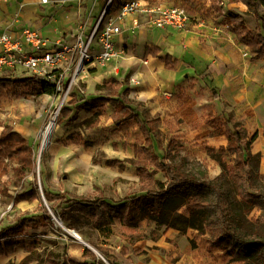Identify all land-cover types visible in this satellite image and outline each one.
<instances>
[{
    "label": "crops",
    "instance_id": "crops-1",
    "mask_svg": "<svg viewBox=\"0 0 264 264\" xmlns=\"http://www.w3.org/2000/svg\"><path fill=\"white\" fill-rule=\"evenodd\" d=\"M86 1L91 2L92 13L84 18L83 12L77 9V0H47L45 4L41 3L40 0H0V34L7 32L15 37L21 28L29 26L35 29L41 38L49 42L48 47L53 46L55 42L69 44L79 34L77 32L78 28L82 24L81 21L85 19L84 28L81 30L85 39L103 7L107 5L108 0ZM123 1L126 0H114L111 7L116 9ZM134 1L139 3L144 12L128 15L122 22L121 35L117 38L116 43L122 51L120 57L107 68H91L95 69L90 74L94 76L87 78V80L99 79L106 84L112 79L120 80V77H127L128 83L122 90L124 88L128 90L127 98L130 101L147 108L150 115L158 113L164 115L165 112L170 115H182L186 125L185 128L189 132L194 129L195 119L204 110L203 106H199L204 98L201 97V92L199 93L198 89L203 87V93L206 97H209L208 91L213 90L211 102L217 108V113H221L222 109L226 112H234L232 114L234 119L242 123L247 133L257 135L251 153L260 155L259 164L264 169V143L262 144L261 141H264V137L260 139L261 135L264 136V126L262 127L263 132L257 127L253 131L251 130L252 128L249 126L251 112L250 108H247L253 102H256V107L263 110V114L261 113L258 117L261 116L260 119H264V59L257 58L245 45L236 41V35L228 31L222 18L216 15L212 4L214 0ZM158 6L161 8L170 6L185 8L192 17L189 27L183 31L155 29L151 24L153 15L146 13V11ZM49 7H54V9L45 19ZM229 9H237L240 12L246 11V7L242 4H223V12ZM109 12L113 13L111 8ZM243 17L245 18V16ZM133 20L137 21V25L132 24ZM92 48L94 52L99 50L96 41L93 43ZM167 56L170 62L175 64L171 70L165 67ZM24 73L27 75L13 78L31 77L27 72L24 71ZM8 74L4 73L0 77L12 78ZM130 79H134L136 83L130 84ZM18 88L20 87H16V89ZM43 96L51 98L52 95L42 94L41 97ZM97 97L101 96L89 97L87 100ZM72 98L77 102H83V97L79 96L76 90L73 91ZM39 99L41 98L38 97L37 100ZM43 100L41 99V101ZM24 103L21 98L12 97L11 95L0 96V106H2L1 109L5 113L4 117L7 118V122H10L12 130L26 139L31 146L38 136L40 129L38 122L40 120L36 123L30 122L31 116L27 115L28 110ZM221 103L223 104L221 105ZM66 109L70 110L69 108ZM103 109L106 113L109 111L106 114V124L110 125V129L120 130L123 125H125L122 127L123 130L125 128L137 129L134 122L122 124L119 127L115 126L110 117L114 108L108 105L87 114L92 116L95 112ZM91 116H88V118ZM261 123L264 125V122ZM96 128L98 130L93 131V136H107L100 129V125H97ZM192 132H195V130ZM64 135H68L65 134L64 130H56L54 142L47 154L48 167L53 170V173H56L63 165L62 169L69 171L70 189L78 188L85 182V168L88 166L94 167L101 162L105 165L106 159L93 163L92 153L82 152L83 149L74 152L77 143L72 141L62 143V139L65 140ZM257 142L261 144L260 147L256 146ZM45 171L46 167L44 166L43 173ZM40 208V206L37 208L38 211ZM113 222H116L120 227L118 220ZM47 224L49 223L41 222V225L37 228L26 231L29 237H33L31 239L33 241L30 243H35L34 239L38 237L36 233L41 231L45 233L46 230L44 229ZM93 230L98 233L99 238L103 241L112 238L119 239L112 228L113 234L108 239L102 237L98 230ZM76 236L78 239L72 237L83 240L81 235L77 234ZM187 239V235L179 236L176 230L164 231V235L157 241L140 242L144 254L142 258L132 257V264H172L169 262V257H178L179 260L176 264H180L185 260L182 248H184L185 242L187 243ZM167 240L173 243H168ZM23 242L26 243V241ZM23 242L19 240V245L14 253L0 256V264L14 263L15 256L20 255V251L28 253V255L31 254L30 252L35 251L34 248H30L32 250L28 251V242L26 245ZM74 243L72 239L70 244ZM88 244L92 245L91 243ZM63 246L65 247L64 244ZM100 247L105 248V246ZM70 248L71 251L70 253L67 252V255L74 256L79 260H82L83 250L85 248L89 249L86 245L85 248L81 249V252L78 247L70 246ZM73 249H76L75 254H72ZM159 250H162L161 254ZM27 256L23 254L18 257L16 264H20V261ZM128 257H131V253ZM186 257V261H188L191 256ZM143 258L147 259L146 263L141 261ZM35 262L36 259L32 257L29 264Z\"/></svg>",
    "mask_w": 264,
    "mask_h": 264
},
{
    "label": "trees",
    "instance_id": "trees-1",
    "mask_svg": "<svg viewBox=\"0 0 264 264\" xmlns=\"http://www.w3.org/2000/svg\"><path fill=\"white\" fill-rule=\"evenodd\" d=\"M212 4L227 30L236 35V41L245 45L257 58L264 59V0H214ZM223 4H242L247 9L245 12L237 9L223 12ZM260 7L263 13L259 11ZM243 16H251L255 21L254 33L248 31ZM174 65L167 56L165 67L171 70ZM15 83L19 86L34 85L33 92L37 95L54 93L52 84L38 81L34 77L0 78L1 86L8 87ZM127 83V77L122 80L112 79L105 84L112 95L92 98L81 104L79 109L92 113L108 105L114 108L110 117L115 126L129 122H134L137 126L141 139L133 144V166L141 185L139 193L119 201L105 197L66 198L64 193H58L57 200L50 209L62 210L55 215L63 224L71 215L87 218L91 228L98 230L105 239L113 234L110 226L114 220L120 222L118 236L124 241L135 234L141 221H146L153 224L156 231L161 228L164 231L173 229L183 236L186 231L191 230L196 233V237L207 236L208 246L219 249L231 261L240 264H264V174L259 175L257 172L260 155L251 153L257 135L248 134L242 124L232 114H228L217 132L218 136L225 137L226 146H220L218 152L214 148H206L207 154L221 167V174L213 179L203 175L197 177L187 173L185 165L188 162L184 158L175 162L178 156H171V152L179 145L173 139L164 154L153 150L158 133V119L151 116L147 108L130 101L126 88L119 93ZM60 113L62 119H67L70 114L66 108L61 109ZM94 115L100 113L95 112ZM0 127V180L7 172V162L17 165V174L22 178L23 171L34 168V150L26 139L10 127L1 124ZM224 158L231 159V168L226 166ZM98 161L95 157L92 159L93 163ZM104 163L108 167H124L123 162L117 159H106ZM251 163L254 164V170ZM158 171L164 172L165 183L156 180L155 174ZM224 174L226 182L233 190L231 199L221 189L220 180ZM3 191L5 192L4 189L0 190V193ZM43 194L46 201H52L46 190H43ZM35 200H38L37 184L31 182L28 190L15 194L13 204L31 203ZM254 210L258 214L250 218ZM39 211V214H25L0 226V256L14 253L19 245V238L29 242L33 237L26 234L27 230L37 228L41 222L49 223L42 207ZM160 236L156 232L154 236L152 234V239L157 240ZM26 243L23 242L24 245ZM97 250L108 264H116L107 248L98 247ZM127 253L126 248L122 247L119 254L122 256ZM133 253L138 254L139 251ZM31 261L30 254L20 264H29ZM52 263L106 264L86 248L83 250L82 260L64 252L59 262Z\"/></svg>",
    "mask_w": 264,
    "mask_h": 264
},
{
    "label": "rangeland",
    "instance_id": "rangeland-1",
    "mask_svg": "<svg viewBox=\"0 0 264 264\" xmlns=\"http://www.w3.org/2000/svg\"><path fill=\"white\" fill-rule=\"evenodd\" d=\"M108 4L107 15H112L114 11L117 10L112 8V3ZM108 2V1H107ZM106 7V6H105ZM103 7V10L104 8ZM111 8V12L109 9ZM54 7H49L45 16V19L51 14V11ZM77 9H80V12H83L84 18L92 13V5L91 2L86 0H77ZM247 9V8H246ZM102 10V11H103ZM100 12V14L102 13ZM259 11L263 13V9L260 7ZM99 14V15H100ZM98 15V17H99ZM92 18V17H88ZM98 19V18H97ZM96 19V20H97ZM246 27L248 31L252 33L255 32L256 24L251 16H245L244 18ZM84 20L81 21V26H79L77 32H81L84 28ZM189 25L185 28L187 29ZM46 32V31H45ZM94 51V49H92ZM95 69H91L88 73L81 74L79 76V81L75 85V89L78 92V89L84 93L83 102L88 101L89 97L93 96H110L112 95L111 90L107 87L101 80L99 79H89L87 78L93 77L94 75H90ZM27 75L22 71L21 68L16 69L9 77L14 79L15 77ZM6 77V76H5ZM0 77V78H5ZM14 77V78H13ZM123 77H120L121 80ZM33 83V82H31ZM16 87H20L16 89ZM34 85H24L19 86V84L15 83L12 86L4 87L0 85V96L11 95L12 97L21 98L25 103V107L28 110L27 115L30 117V122H38L39 132L35 141L32 143V147L34 148V168L32 170H25L22 173V178H19L17 174V165L15 163H9L7 167V172L4 176H2L0 180V190H5L0 193V226L4 223H9L14 221L17 217L25 215V214H38V207H42L45 215L49 218V224L45 227L43 231L40 233H36L38 237H36L35 243H30L33 240L28 242V251H31L34 248L35 251L31 253V257L36 259L34 264H53L52 262H59L63 256V253H70V246H75L80 249L85 248V245L92 248L99 255L94 254L99 259H103L106 264L108 262L103 258L100 252L97 250L100 246H105L110 252L111 255L115 258L116 264H132V257L142 258L144 254L143 250L140 246V242L144 241H157L152 239L153 236L157 232L161 234L160 238L164 235V228H161L159 231H156V227L147 223L146 221H141L139 228L136 230L135 234H133L127 241L119 239H109L108 241H103L99 238L98 233L93 230L90 226L89 221L83 217L78 215H71L68 221L63 224L58 217L55 215L62 212L60 208L50 209L56 200L58 193H64L66 198H81V199H95L100 196H104L110 198L114 201H119L127 196H131L133 194L139 193L141 189V185L139 183V179L136 176V169L133 166V144L141 139L140 132L138 128H125L124 130L121 126L120 130L110 129V125L106 124L107 116L106 114L109 112H104V109L100 112V115H88L87 113L78 109V106L83 102H77L72 98V94L70 93L69 98L65 102V104L61 107L69 108V116L67 119H62V115L60 110L58 114H56L57 105L53 104L54 97L48 98L46 96L41 97V95H37L33 92ZM16 89V90H15ZM73 91V90H72ZM123 90L121 89L119 93ZM199 93L201 92V97H203V101L200 103V107L203 106L204 110L199 117L195 119L194 129L195 132H190L185 128V121L182 115L174 114L170 115L167 112L164 115L160 113L156 115H151L158 119V133L157 138L154 142L153 150L159 154H164L166 147L170 143V140H174L178 143V148L171 152V156L177 155L175 158V162L184 158L188 164L185 165V170L187 173L195 174L197 177L206 176L209 179H213L218 177L221 174V167L218 165L216 161H214L206 151L207 147L214 148L215 152H218L220 146H226V140L224 136H218V129L222 127V121L228 114H234V112H226L222 108L221 113H217V108L212 104L211 99L213 96V90H209V97L204 95V88L200 87L198 89ZM254 94V93H252ZM40 97L44 99L37 100ZM28 101V102H27ZM223 103H221L222 105ZM0 106V124L11 127V123L7 122V118H5V113L1 109ZM109 108V107H107ZM250 118L251 122V130L254 128H258L263 132L262 127L264 126L261 122H264L258 117V115L263 114V110L260 107H256V102H253L250 106ZM88 116H91L88 118ZM234 117V116H233ZM55 120V129L52 132L51 142L50 144L42 151L40 157L38 156L40 151V144L42 141L43 134L48 124ZM239 122V121H237ZM99 123V124H98ZM241 123V122H239ZM242 124V123H241ZM97 125H100V129L106 135H101L100 137L93 136V131L98 130L96 128ZM137 127V126H136ZM58 128V129H57ZM62 129L65 131L64 135L65 140L62 138V143H69L72 141L73 143H77V146L74 148V152H90L93 154L97 160L102 161L104 159H117L123 162V169H118L114 166H106L102 162L94 167L88 166L85 168V182L81 184V187L70 189L69 187V171H64L62 167L58 169L56 173H53V170L48 167V157L47 154L49 152V148L51 144L54 142V135L56 130ZM1 130V127H0ZM105 130V131H104ZM101 133V132H100ZM101 133V134H103ZM262 136L260 139H262ZM71 138V139H69ZM262 144L264 143L263 140ZM59 143V142H58ZM257 147H260L261 144L259 142L256 143ZM39 159V160H38ZM64 161V160H63ZM169 162L168 160H165ZM224 162L228 168H231L232 162L231 159L224 158ZM64 163V162H63ZM38 165V170H37ZM46 167V171L43 173V167ZM251 168L254 170V164L251 163ZM257 172L259 175L264 174V169L259 164L257 168ZM155 178L157 181L165 183L166 178L163 171H158L155 174ZM221 189L222 191L231 199L233 197V190L226 182L225 174L221 176ZM35 182L37 184V192H38V200L28 203V202H19L18 204H13L14 196L17 192H22L24 190H28L30 183ZM43 190L48 191L50 198L52 201H46L44 198ZM45 201V204L43 202ZM183 213V210H181ZM258 214L257 211H253L250 214L251 217H255ZM55 220H58L61 225H59ZM70 227L68 229L67 227ZM64 229L77 232L78 235L83 237V240H77L73 238L69 233L65 232ZM115 232V235H119V226L116 222L110 226ZM76 234V235H77ZM184 235H187V243L185 242V246L182 251V254H185V260H183L180 264H240L234 261H231L230 257L224 254L219 249H211L207 243V236L196 237V233L188 230ZM180 236V235H179ZM45 237V238H42ZM80 237V236H79ZM159 238V239H160ZM75 242L74 244H70L71 241ZM22 240V238H19ZM29 240V239H27ZM168 243H173L170 240H167ZM91 243L92 245L88 244ZM128 243L130 245H128ZM65 245V247L63 246ZM34 246V247H33ZM122 247H125L127 250V254L120 255V250ZM139 251L138 254H134V251ZM90 250V249H88ZM91 251V250H90ZM160 254L162 250H159ZM92 252V251H91ZM76 253V249H73L72 254ZM131 253V257H128ZM20 255L15 256L14 263L8 262V264H16V260L18 257L27 256L28 253H22L20 251ZM38 256V257H37ZM186 256H191L190 260H187ZM101 259V260H102ZM178 257L170 258L169 262L172 264H176ZM142 262H147L146 258L141 259Z\"/></svg>",
    "mask_w": 264,
    "mask_h": 264
},
{
    "label": "built area",
    "instance_id": "built-area-1",
    "mask_svg": "<svg viewBox=\"0 0 264 264\" xmlns=\"http://www.w3.org/2000/svg\"><path fill=\"white\" fill-rule=\"evenodd\" d=\"M111 1L108 0L87 38L84 39L80 32L69 44L55 42L48 47L49 42L29 26L21 28L15 37L7 32L0 34V76L21 68L38 81L52 84L58 114L70 93H73L81 74L88 73L91 68H107L120 57L122 51L116 43L124 19L128 15L144 12L137 1L126 0L117 6L115 14L107 15ZM40 2L45 4L47 0ZM146 13L153 15L151 24L158 30H186L192 18L180 6L153 7ZM132 24L137 25V21L133 20ZM95 41L99 46L97 52L92 50ZM129 83L135 84L136 81L130 79ZM77 93L84 96L79 89Z\"/></svg>",
    "mask_w": 264,
    "mask_h": 264
},
{
    "label": "bare ground",
    "instance_id": "bare-ground-1",
    "mask_svg": "<svg viewBox=\"0 0 264 264\" xmlns=\"http://www.w3.org/2000/svg\"><path fill=\"white\" fill-rule=\"evenodd\" d=\"M56 101H57V99L56 100H54V102H53V104H55L56 103ZM52 120V119H51ZM55 129V120H52L49 124H48V126H47V128L45 129V132H44V134H43V137H42V141H41V144H40V152H39V154H38V156L40 157V154H42V151L50 144V142H51V137H52V132H53V130ZM58 129V128H57ZM48 148V147H47ZM39 160V159H38ZM61 228H62V226H60ZM64 230V229H63ZM65 232H67V233H69V234H71L72 236H73V234H72V232L71 231H68V230H64Z\"/></svg>",
    "mask_w": 264,
    "mask_h": 264
},
{
    "label": "water",
    "instance_id": "water-1",
    "mask_svg": "<svg viewBox=\"0 0 264 264\" xmlns=\"http://www.w3.org/2000/svg\"><path fill=\"white\" fill-rule=\"evenodd\" d=\"M40 152V151H39ZM37 170H38V165H37ZM43 202H44V204H45V201L43 200ZM59 225H61L60 224V222L58 221V220H55ZM63 229H64V227H62ZM64 230H66V229H64ZM72 234H73V236L74 237H76L77 238V236H76V234L74 233V232H72ZM71 235V234H70ZM78 239V238H77ZM87 248H89L94 254H97V255H99L96 251H94L92 248H90V247H88L87 246ZM102 259V258H101ZM102 261H104L103 259H102Z\"/></svg>",
    "mask_w": 264,
    "mask_h": 264
}]
</instances>
